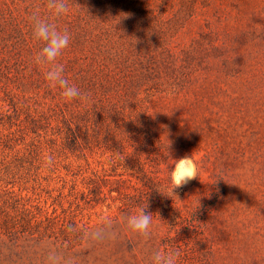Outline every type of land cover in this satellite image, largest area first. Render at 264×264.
Listing matches in <instances>:
<instances>
[{"label": "rangeland", "instance_id": "rangeland-1", "mask_svg": "<svg viewBox=\"0 0 264 264\" xmlns=\"http://www.w3.org/2000/svg\"><path fill=\"white\" fill-rule=\"evenodd\" d=\"M66 3L56 17L48 0H0V198L21 196L82 230L67 241L0 232V264H151L168 249L178 264H264V0ZM34 15L70 34L57 63L85 100L66 102L35 64ZM139 114L158 139L153 169L170 177L174 160L198 163V178L172 197L181 215L199 205L200 184L222 179L209 217L178 222L163 190L144 237L126 223L140 209L108 193L117 183L98 201L89 193L90 178L118 164L106 136Z\"/></svg>", "mask_w": 264, "mask_h": 264}, {"label": "trees", "instance_id": "trees-1", "mask_svg": "<svg viewBox=\"0 0 264 264\" xmlns=\"http://www.w3.org/2000/svg\"><path fill=\"white\" fill-rule=\"evenodd\" d=\"M110 113V112H109ZM112 118L120 117L121 112L114 110ZM114 124L112 132L106 136V151L110 157L118 162L114 168L113 174H105L98 179L90 178L91 187L89 193L98 201L101 197L106 198L105 188L107 184L115 182L117 186H111L107 189L111 194L117 192L113 200H119L122 206L129 209L141 208L146 202L149 204L148 211L156 210L162 207L161 193H168L170 188V177L164 176L160 167L153 169L154 158L151 156L154 143L152 122L149 116L139 114L135 119H129ZM146 154V156H144ZM120 169V170H119ZM114 180V181H113ZM126 184V190H123L120 183ZM131 188L132 191H127ZM159 190V191H157ZM221 191H224L222 179H212L206 183L200 184L198 188L199 205L187 210L186 214L181 215V210L175 208L172 199L169 210H178V222L199 221L211 215L213 208H218L216 204L220 198ZM186 189L182 195L184 196ZM105 196V197H104ZM213 199L211 201V199ZM23 197L11 196L9 198H0V232L7 236L28 235H47L58 237L62 235V240H75L78 238L81 226L75 219L55 220L57 217L46 212L33 211L27 204L20 202ZM204 206V207H203ZM202 211V212H201ZM70 229V230H69Z\"/></svg>", "mask_w": 264, "mask_h": 264}, {"label": "clouds", "instance_id": "clouds-1", "mask_svg": "<svg viewBox=\"0 0 264 264\" xmlns=\"http://www.w3.org/2000/svg\"><path fill=\"white\" fill-rule=\"evenodd\" d=\"M47 8L56 17L66 15L69 11L66 0H48ZM130 15V14H125ZM33 37L42 42L43 47L34 57L37 65L47 66L44 78L50 87L59 88L61 96L66 102L73 100H85L86 96L74 83H71L64 75V66L57 63V59L68 47L70 34L67 31L58 30L54 23L41 19L38 15L33 16ZM171 143V142H170ZM170 143L168 149H170ZM174 166L170 170V188L168 193L163 195L172 199L178 198L175 190L186 186L193 179L199 176L198 163L191 155L174 160ZM51 157L46 158V163L51 164ZM179 199V198H178ZM149 204L146 202L137 214L126 216L127 226L136 234L148 237L153 221V213L148 211ZM180 252L177 249L165 251L157 250L153 253L151 264H178Z\"/></svg>", "mask_w": 264, "mask_h": 264}]
</instances>
